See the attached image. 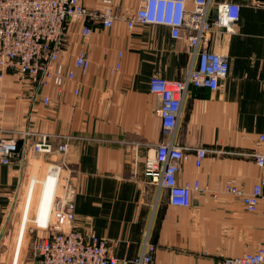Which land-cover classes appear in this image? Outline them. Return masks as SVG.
I'll list each match as a JSON object with an SVG mask.
<instances>
[{"label":"crops","instance_id":"crops-1","mask_svg":"<svg viewBox=\"0 0 264 264\" xmlns=\"http://www.w3.org/2000/svg\"><path fill=\"white\" fill-rule=\"evenodd\" d=\"M103 1L80 0L89 9L104 8ZM110 1L111 27L87 22L90 33L85 36L83 25L72 22L64 38L60 61L69 68L82 50L89 63L87 70L75 71L77 95L71 83L58 93L51 86L39 90L13 72L0 80V140L23 142L28 132L29 144L45 136L53 146L50 153L29 152L0 165V246L5 247L0 264H6L13 245L14 227L6 219L25 185L29 203L20 211L10 264L20 259L30 200L42 198L38 218L29 223L42 225L49 217L59 169L58 185L72 192L75 204L74 229L93 230L118 264L137 257L144 240L155 246L150 264H223L264 246L262 206L248 213L238 197L222 188L231 182L249 192L258 181L249 154L264 151L258 140L264 135V0H213L211 16L219 2L240 7L235 33L215 31L206 42L209 50L227 56L228 76L216 91L188 88L172 138L162 134L158 100L148 83L153 75L185 77L192 63L186 39H172L164 26L128 29L126 20L138 0ZM42 96L49 97L48 105ZM60 136L70 138L64 154L57 151ZM168 141L187 155L177 181L200 182L186 208L171 206L168 191L144 175L146 158ZM195 148L206 150L199 169L193 162ZM46 164L42 182L39 170ZM37 183L41 190L36 194Z\"/></svg>","mask_w":264,"mask_h":264},{"label":"built area","instance_id":"built-area-1","mask_svg":"<svg viewBox=\"0 0 264 264\" xmlns=\"http://www.w3.org/2000/svg\"><path fill=\"white\" fill-rule=\"evenodd\" d=\"M138 0L136 10L126 20L128 29L136 25L164 26L170 37L186 39L190 63L182 80H168L159 75L149 79V93L158 100L157 114L162 134L172 138L179 118L182 103L190 86L216 91L221 81L227 78L229 63L227 56L209 50L206 42L215 31L234 34L239 19V5L213 0ZM104 8L89 9L80 0H0V80L13 72L29 80L37 89L54 88L58 93L66 83L74 84L73 94H78L75 71L87 70L88 60L82 50L76 52L72 66L67 68L60 61L64 38L69 24L83 25L82 33L88 36L87 22L98 23L102 28L112 26L115 15L110 0L103 1ZM264 44V36L262 37ZM116 64L115 70H118ZM112 74V71H110ZM42 104L48 105V96H42ZM23 142L0 140V165L7 166L12 160L20 159L25 153H50L53 146L43 136L40 142L29 144L30 133L22 134ZM57 151L64 154L68 148V137ZM264 142V135L258 137ZM249 156L259 170L258 181L249 192L241 187L226 183L223 193L240 199L248 213H255L262 206L264 211V151L254 150ZM206 157L203 148L194 149V166L199 169ZM187 158L182 147L171 141L162 142L155 148L153 156L144 163V175L148 183L168 191L171 206L189 207L193 192L200 190V182L177 181L180 164ZM58 170L55 192L50 214L44 224L35 223L42 231L33 243V258L30 264H118L110 253L106 241L93 230L82 233L74 229L76 219L72 192L65 186L59 187ZM155 246L144 240L140 254L126 264H150ZM223 264H264V246L254 251L226 258Z\"/></svg>","mask_w":264,"mask_h":264},{"label":"rangeland","instance_id":"rangeland-1","mask_svg":"<svg viewBox=\"0 0 264 264\" xmlns=\"http://www.w3.org/2000/svg\"><path fill=\"white\" fill-rule=\"evenodd\" d=\"M26 156L27 155H25V156L23 155V156H21V158H25ZM47 167H49L48 164H46L40 170H39V168H37V171L38 170L40 171V176L38 178L39 181L43 182L45 180L46 175H47V174H45V171H46ZM27 180H29V178ZM26 188H28L27 184L24 187V192H23L22 198L20 199V202L18 203V205H16L14 208H12L11 213L9 214L8 218L6 219V224L9 227L10 226L14 227V231H13V245L11 247V252H10V255H9V258H8L6 264H10L11 263L12 253H13V249H14V245H15V238H16L17 229H18V226H19V217L21 216L20 211L23 212L25 204L27 202L29 203V200L28 199L26 200V198H25L27 196V192H25ZM34 189L36 190V194H37L38 190H41V184H39V183L35 184V188ZM52 199L50 200V206H49L48 214H50ZM41 201H42V198H40V199L39 198H35V199L32 198L30 200L28 219L26 221L27 226H26L25 232H24L23 244H22V247H21L19 264H30L31 263V260L33 258V250H32L33 243H34V241L36 240L37 237L42 235V231L41 230L36 229L34 224L29 223V220H32L35 217L38 218V216L36 214H37V209H38ZM3 249H5V247L3 245L0 246V250H3Z\"/></svg>","mask_w":264,"mask_h":264},{"label":"bare ground","instance_id":"bare-ground-1","mask_svg":"<svg viewBox=\"0 0 264 264\" xmlns=\"http://www.w3.org/2000/svg\"><path fill=\"white\" fill-rule=\"evenodd\" d=\"M20 260V259H19ZM19 260H17V264H19Z\"/></svg>","mask_w":264,"mask_h":264}]
</instances>
